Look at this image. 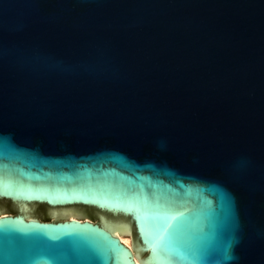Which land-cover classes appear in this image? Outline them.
<instances>
[{"label":"water","instance_id":"1","mask_svg":"<svg viewBox=\"0 0 264 264\" xmlns=\"http://www.w3.org/2000/svg\"><path fill=\"white\" fill-rule=\"evenodd\" d=\"M0 211V264H264V0H0Z\"/></svg>","mask_w":264,"mask_h":264},{"label":"bare ground","instance_id":"2","mask_svg":"<svg viewBox=\"0 0 264 264\" xmlns=\"http://www.w3.org/2000/svg\"><path fill=\"white\" fill-rule=\"evenodd\" d=\"M2 212L0 211V216H2ZM64 215L68 217L69 219L72 220H79V215L80 214H74V213H65ZM112 234L116 237H118L122 242L127 243L132 250L134 259L136 264H144L143 260L137 255V248H136V243L133 240L132 236V227L127 230V231H122V232H112Z\"/></svg>","mask_w":264,"mask_h":264},{"label":"rangeland","instance_id":"3","mask_svg":"<svg viewBox=\"0 0 264 264\" xmlns=\"http://www.w3.org/2000/svg\"><path fill=\"white\" fill-rule=\"evenodd\" d=\"M7 212H10L11 213V210H6ZM83 213V212H82ZM84 214V216H87L88 218H91L92 219V217H91V215H87V214H85V213H83ZM93 220V219H92ZM132 236H133V240H134V242H135V235H134V228L132 227ZM136 243V242H135Z\"/></svg>","mask_w":264,"mask_h":264}]
</instances>
